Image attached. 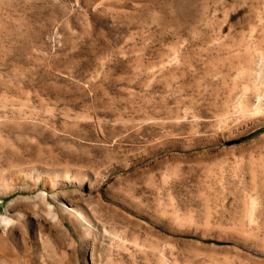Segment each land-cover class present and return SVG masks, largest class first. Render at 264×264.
<instances>
[{
  "label": "rangeland",
  "instance_id": "rangeland-1",
  "mask_svg": "<svg viewBox=\"0 0 264 264\" xmlns=\"http://www.w3.org/2000/svg\"><path fill=\"white\" fill-rule=\"evenodd\" d=\"M0 264H264V0H0Z\"/></svg>",
  "mask_w": 264,
  "mask_h": 264
}]
</instances>
